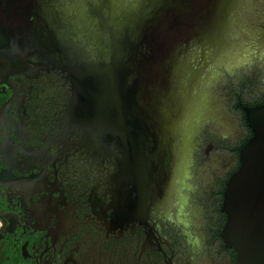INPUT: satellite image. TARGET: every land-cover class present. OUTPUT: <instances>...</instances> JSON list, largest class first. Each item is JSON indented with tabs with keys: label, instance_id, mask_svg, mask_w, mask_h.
<instances>
[{
	"label": "flooded vegetation",
	"instance_id": "flooded-vegetation-1",
	"mask_svg": "<svg viewBox=\"0 0 264 264\" xmlns=\"http://www.w3.org/2000/svg\"><path fill=\"white\" fill-rule=\"evenodd\" d=\"M109 2L127 23L151 9L149 0H0V264H235L222 207L253 133L245 106L264 103V0L201 1L246 57L235 74L254 90L231 101L222 72L208 116L183 133L176 110L165 122L161 87L157 104L147 84L136 99L122 95L103 126L73 108L74 65L100 59L81 28L116 26Z\"/></svg>",
	"mask_w": 264,
	"mask_h": 264
},
{
	"label": "water",
	"instance_id": "water-1",
	"mask_svg": "<svg viewBox=\"0 0 264 264\" xmlns=\"http://www.w3.org/2000/svg\"><path fill=\"white\" fill-rule=\"evenodd\" d=\"M196 1L198 14L192 21L184 16L192 8L190 0H149L148 14L129 23L126 14L109 2L116 26L103 22L102 27L81 28L100 58L74 65L72 106L76 112L84 111L87 124H109L115 102L130 93L136 99L147 84L149 101L156 104L159 87L163 89L165 122L174 119L176 110L182 133L199 129L208 116V87L222 74L218 67L246 57L241 58L238 44L211 22V7L200 11L204 3ZM189 31L194 42L185 46L184 40H191ZM130 76L132 85L127 83ZM245 111L253 133L227 181L222 235L237 252L235 264H264V103L246 105Z\"/></svg>",
	"mask_w": 264,
	"mask_h": 264
},
{
	"label": "rangeland",
	"instance_id": "rangeland-1",
	"mask_svg": "<svg viewBox=\"0 0 264 264\" xmlns=\"http://www.w3.org/2000/svg\"><path fill=\"white\" fill-rule=\"evenodd\" d=\"M221 66L222 67H218V69L223 72L222 78L225 80L224 82L230 84L228 89L231 101H234L240 94L243 95L245 99L252 98L253 95L251 94V91L254 90V85H251L250 83H245L244 85L241 84L243 83L244 72H242V75L239 78L235 74L234 68L237 66L236 64L229 66L224 63Z\"/></svg>",
	"mask_w": 264,
	"mask_h": 264
}]
</instances>
